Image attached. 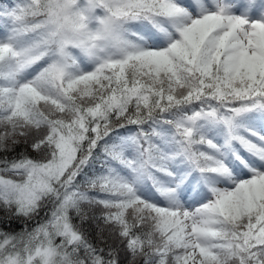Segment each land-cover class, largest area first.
Instances as JSON below:
<instances>
[{
    "label": "snow or ice",
    "instance_id": "snow-or-ice-1",
    "mask_svg": "<svg viewBox=\"0 0 264 264\" xmlns=\"http://www.w3.org/2000/svg\"><path fill=\"white\" fill-rule=\"evenodd\" d=\"M0 264H264V0H0Z\"/></svg>",
    "mask_w": 264,
    "mask_h": 264
},
{
    "label": "trees",
    "instance_id": "trees-1",
    "mask_svg": "<svg viewBox=\"0 0 264 264\" xmlns=\"http://www.w3.org/2000/svg\"><path fill=\"white\" fill-rule=\"evenodd\" d=\"M19 150H21V149H17V151H19Z\"/></svg>",
    "mask_w": 264,
    "mask_h": 264
}]
</instances>
